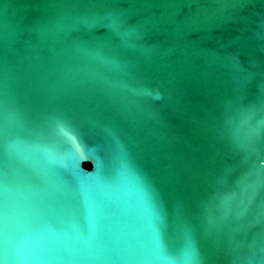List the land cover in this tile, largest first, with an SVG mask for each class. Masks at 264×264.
I'll use <instances>...</instances> for the list:
<instances>
[{
    "label": "water",
    "instance_id": "1",
    "mask_svg": "<svg viewBox=\"0 0 264 264\" xmlns=\"http://www.w3.org/2000/svg\"><path fill=\"white\" fill-rule=\"evenodd\" d=\"M0 59L10 112L55 155L0 156V243L92 227L127 248L155 205L201 264L264 259V0H0Z\"/></svg>",
    "mask_w": 264,
    "mask_h": 264
},
{
    "label": "snow or ice",
    "instance_id": "2",
    "mask_svg": "<svg viewBox=\"0 0 264 264\" xmlns=\"http://www.w3.org/2000/svg\"><path fill=\"white\" fill-rule=\"evenodd\" d=\"M112 27L119 30V25L115 22ZM8 87L3 60L0 59V156L6 159L17 144L26 139L34 150L43 152L49 161L55 160V155L38 143L48 132L40 118L37 117L31 126L25 127L19 117L10 112ZM55 127L63 132L66 125L57 124ZM159 219L160 214L153 205L148 228L141 232L133 246L127 248L115 245L92 227L87 231L72 229L68 235L59 234L58 238L67 243L49 250L34 248L25 242H14L11 245L0 243V264H9V260L11 264H24L26 261L46 259L66 264L110 260H132L139 264H201L200 250L192 226L178 219L175 238L169 239L159 226ZM260 264H264V259H261Z\"/></svg>",
    "mask_w": 264,
    "mask_h": 264
},
{
    "label": "trees",
    "instance_id": "3",
    "mask_svg": "<svg viewBox=\"0 0 264 264\" xmlns=\"http://www.w3.org/2000/svg\"><path fill=\"white\" fill-rule=\"evenodd\" d=\"M84 167H86V164H84Z\"/></svg>",
    "mask_w": 264,
    "mask_h": 264
}]
</instances>
